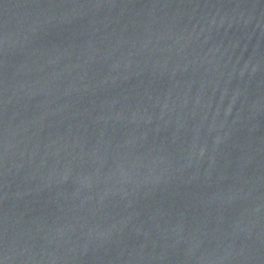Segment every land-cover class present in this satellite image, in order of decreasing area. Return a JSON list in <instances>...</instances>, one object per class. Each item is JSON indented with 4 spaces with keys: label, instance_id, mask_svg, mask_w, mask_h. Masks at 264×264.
<instances>
[{
    "label": "water",
    "instance_id": "water-1",
    "mask_svg": "<svg viewBox=\"0 0 264 264\" xmlns=\"http://www.w3.org/2000/svg\"><path fill=\"white\" fill-rule=\"evenodd\" d=\"M0 264H264V0H0Z\"/></svg>",
    "mask_w": 264,
    "mask_h": 264
}]
</instances>
